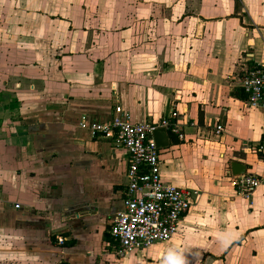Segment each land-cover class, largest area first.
Returning a JSON list of instances; mask_svg holds the SVG:
<instances>
[{"label": "crops", "instance_id": "0c3cea01", "mask_svg": "<svg viewBox=\"0 0 264 264\" xmlns=\"http://www.w3.org/2000/svg\"><path fill=\"white\" fill-rule=\"evenodd\" d=\"M257 63L264 0H0V264L142 254L119 257L109 235L127 154L79 126L117 105L169 119L161 178L197 192L156 264H264V183L245 199L227 179L231 162L264 177L261 111L239 85Z\"/></svg>", "mask_w": 264, "mask_h": 264}, {"label": "built area", "instance_id": "2783aa9c", "mask_svg": "<svg viewBox=\"0 0 264 264\" xmlns=\"http://www.w3.org/2000/svg\"><path fill=\"white\" fill-rule=\"evenodd\" d=\"M239 85L246 95V105L258 107L261 111V136L250 150L264 157V63L246 69ZM170 116L175 117V113L172 112ZM79 126L92 137L109 139L114 147L123 149L128 157L123 207L116 214L109 230L110 237L118 245L117 255L124 257L129 253L147 250L156 243L169 241L178 232L182 218L197 197L196 191L165 183L161 178L153 133L159 128L172 130L169 119L133 123L117 105L108 122L91 123L83 117ZM222 131L221 125L215 126L216 134ZM227 179L234 193L245 199L264 183V177L251 174H229ZM63 242V238H57L59 245Z\"/></svg>", "mask_w": 264, "mask_h": 264}, {"label": "rangeland", "instance_id": "374dc122", "mask_svg": "<svg viewBox=\"0 0 264 264\" xmlns=\"http://www.w3.org/2000/svg\"><path fill=\"white\" fill-rule=\"evenodd\" d=\"M166 243L167 242L156 243L154 246H152L155 248H148L149 250L147 251H140L142 254H138L135 257L134 264H156L157 262L161 261L162 258L171 259L174 255L171 250H167ZM137 253H139V251H136V254ZM130 254L132 253L126 254L125 256Z\"/></svg>", "mask_w": 264, "mask_h": 264}, {"label": "water", "instance_id": "95a60500", "mask_svg": "<svg viewBox=\"0 0 264 264\" xmlns=\"http://www.w3.org/2000/svg\"><path fill=\"white\" fill-rule=\"evenodd\" d=\"M153 140L157 149H164L168 146L167 129L159 128L153 133ZM230 173L233 176L245 174V167L239 163H230ZM66 264V263H62Z\"/></svg>", "mask_w": 264, "mask_h": 264}]
</instances>
